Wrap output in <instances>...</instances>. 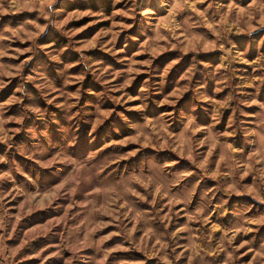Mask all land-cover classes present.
<instances>
[{
	"label": "clouds",
	"instance_id": "1",
	"mask_svg": "<svg viewBox=\"0 0 264 264\" xmlns=\"http://www.w3.org/2000/svg\"><path fill=\"white\" fill-rule=\"evenodd\" d=\"M30 262L264 264V0H0V264Z\"/></svg>",
	"mask_w": 264,
	"mask_h": 264
},
{
	"label": "rangeland",
	"instance_id": "2",
	"mask_svg": "<svg viewBox=\"0 0 264 264\" xmlns=\"http://www.w3.org/2000/svg\"><path fill=\"white\" fill-rule=\"evenodd\" d=\"M71 6H72V5H69V7H71ZM81 147H82V149H83V148H86L87 145L84 144V143H82ZM30 264H37V262H30Z\"/></svg>",
	"mask_w": 264,
	"mask_h": 264
}]
</instances>
